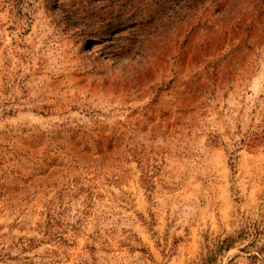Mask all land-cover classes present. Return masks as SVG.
<instances>
[{"label":"rangeland","instance_id":"1","mask_svg":"<svg viewBox=\"0 0 264 264\" xmlns=\"http://www.w3.org/2000/svg\"><path fill=\"white\" fill-rule=\"evenodd\" d=\"M70 2L0 0V264H264V0L105 43Z\"/></svg>","mask_w":264,"mask_h":264},{"label":"trees","instance_id":"2","mask_svg":"<svg viewBox=\"0 0 264 264\" xmlns=\"http://www.w3.org/2000/svg\"><path fill=\"white\" fill-rule=\"evenodd\" d=\"M68 1L71 2L66 10L67 19L72 20V15L80 24H84L85 29L81 30L79 35L81 40L83 39L86 43L113 41L123 31H128L131 36L134 33L142 32L153 24L157 26L156 29L164 31L163 27H171L177 20L180 21L178 19L179 10H172L169 16L164 13V8L175 0H96L100 4H96L94 0ZM194 1L196 3L203 0ZM189 9L190 7L187 8V10ZM157 31L159 30H155L153 34H156ZM158 35L160 33H157ZM123 49L121 47L120 50ZM245 236L247 237V233L242 232L236 237L225 238L222 245L216 246L205 257L200 258L199 264H215L222 252L231 250L236 240ZM254 258H256L255 255Z\"/></svg>","mask_w":264,"mask_h":264}]
</instances>
